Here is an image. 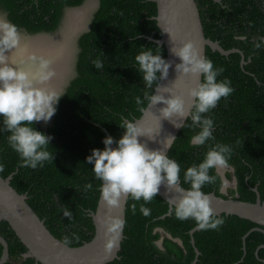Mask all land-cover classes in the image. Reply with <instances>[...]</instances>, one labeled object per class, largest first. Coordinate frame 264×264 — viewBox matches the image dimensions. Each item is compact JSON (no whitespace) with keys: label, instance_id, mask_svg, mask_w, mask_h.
I'll return each instance as SVG.
<instances>
[{"label":"trees","instance_id":"trees-1","mask_svg":"<svg viewBox=\"0 0 264 264\" xmlns=\"http://www.w3.org/2000/svg\"><path fill=\"white\" fill-rule=\"evenodd\" d=\"M84 1L0 0V10L18 29L34 35L57 30L67 8ZM196 1L206 37L219 41L225 49H240L245 63L239 52L224 55L207 47L206 58L214 67L224 69L218 80H230L235 91L207 114L214 121V140L201 147L192 146L190 138L199 129L188 127L189 119L167 155L180 165L183 184L186 169L200 163L210 146L230 145L233 153L228 165L234 168L236 187L228 195L221 192L223 179L213 169L210 175L216 176V182L205 185L202 191L255 202L253 188L257 187L264 200V44L260 49L254 46L264 36V0ZM156 15L153 0H99L89 30L78 38L73 75L63 88L55 115L47 123L33 124L34 130L53 138L49 144L53 161L36 169L20 167V157L8 145L9 134L0 131V165L4 166L0 175L13 174L12 186L28 194L29 204L57 238H71L73 233L79 237L70 246L91 240L95 231L90 213L96 210L101 182L95 179L93 165L87 164L86 158L93 149H104L102 141L108 135L116 140L122 137L121 121L135 120L142 114L135 98L143 99L145 91L151 92L136 70L135 56L148 48L155 54L158 47L166 60L165 45L154 40L162 36ZM97 58L104 62L102 70L92 63ZM89 183L92 188L86 189ZM141 204L143 200L128 198L119 257L107 264H264V232L252 230L259 225L249 219L216 215L225 221L223 226L195 231L194 246L190 234L196 226L194 221L181 222L167 214L169 203L159 194L144 204L151 210L147 217L139 210ZM63 208L72 212L70 220L63 216ZM157 228L181 239L183 245L165 236L160 247L157 241L162 235ZM0 235L9 251L3 264H42L26 256L27 247L6 220L0 222ZM194 247L200 251L197 259ZM2 252L0 243V258Z\"/></svg>","mask_w":264,"mask_h":264},{"label":"clouds","instance_id":"clouds-1","mask_svg":"<svg viewBox=\"0 0 264 264\" xmlns=\"http://www.w3.org/2000/svg\"><path fill=\"white\" fill-rule=\"evenodd\" d=\"M262 44L264 36L259 37L254 46L260 49ZM19 48L18 27L6 17L0 16V131L9 134L8 145L20 157L19 166L36 169L55 158L49 151L53 138L34 130L33 124L49 122L64 95L51 86L57 76L54 64L61 53L37 54L25 49V58L17 63L13 55ZM157 49L159 51L155 54L152 48H148L135 56V64L138 66L136 70L145 88L151 90L143 93V99L137 96L135 103L141 113L158 104L165 105L159 109L160 116L170 122L174 116L182 121L190 119L188 127L199 129L191 136L190 144L194 147L204 146L214 140V121L207 114L217 107L222 98L226 100L232 95L235 89L231 87L230 80H218L224 72L223 67H214L210 59L199 54L191 41L183 42L179 48L174 46L170 49L171 54L181 61L175 64L178 78L172 87L161 88L160 81L168 77L173 62L163 59L160 49ZM92 63L96 69L102 70L104 67V62L99 58ZM185 77H191L194 84L187 89V104L184 97L173 90L176 83ZM165 93H168L167 98ZM174 125L179 128L182 124ZM119 127L124 130L120 139L106 137L102 141L104 149H93L86 158V163L93 165L95 179L101 182L98 190L106 206L118 207L121 200L128 198L133 201L143 200L144 204L150 203L163 185L168 193H174L171 199L175 206L169 207L168 211L177 220H192L200 230H219L223 226L225 221L216 216L209 196L202 189L216 182L217 178L210 175V170L228 167L233 153L230 145L216 143L210 146L200 163L188 167L183 175V184L188 185L186 188L181 183V167L178 162L169 158L163 150L149 149L138 139L146 136L155 140L160 127L156 131L144 129L138 121L131 119L122 120ZM174 141L175 137L168 136L164 148L169 149ZM3 167L0 165V171H3ZM85 187L91 189L92 184ZM144 204L140 205L139 210L147 217L151 210ZM131 209L135 214V203ZM61 211L64 217L69 220L72 218V212L67 208ZM124 225V220L114 217H108L102 222L106 251L114 247L116 236ZM73 240H79L75 233L71 238L65 236L62 244L67 247Z\"/></svg>","mask_w":264,"mask_h":264},{"label":"water","instance_id":"water-1","mask_svg":"<svg viewBox=\"0 0 264 264\" xmlns=\"http://www.w3.org/2000/svg\"><path fill=\"white\" fill-rule=\"evenodd\" d=\"M153 1L157 4V15L155 19L162 32L161 38L154 40L160 45H165L167 50L166 61L173 62L172 67L169 69L168 77L160 81L161 88L172 87L178 78V74L175 72V64L181 61L171 54L170 49L174 46L179 48L183 42L191 41L199 54L203 57H206V49L208 46L212 50H217L224 55H228L232 52H239L243 57L242 63H245L244 54L240 49H225L219 41L206 37L196 0ZM98 5L99 0H85L79 6L68 8L62 23L54 32H43L33 35L24 31H19L20 41L22 43L27 41L26 43L31 46L37 43L36 41H39L40 43L46 44V46L48 45L47 49L52 50L50 52L61 51L57 60L61 61L63 64H61L60 73L58 72L57 76L53 79V82L55 81L56 84H51V86L59 92L63 91L64 85L68 83L73 75L74 64L73 66L70 65L72 54L71 43L73 40L77 41L83 32L89 30L90 20ZM75 20L85 22V26H82L81 29L79 28V31H73ZM57 60L54 67L57 65ZM193 86L192 78L185 77L183 80L176 83L173 90L177 95H182L187 104L189 102L187 89ZM164 95L165 98L168 97V93ZM162 107H165V105L158 104L143 112L141 116L134 121H138L140 126L144 129L156 131L160 127L159 135H156L155 140H150L146 136L139 137L138 139L141 143L146 144L149 149L163 150L167 155L171 147L165 149L164 141L168 136H173L176 139L187 119L182 121L178 116H174L172 122L163 119L159 112V109ZM174 124L182 125L178 128ZM113 147H115V145H113ZM226 170L233 172L234 168L228 165L226 168L217 169V172L223 179L221 192H223V188H226L229 184L225 175ZM12 177L13 174H9L7 177H2L0 175V222L6 220L9 223L18 238L27 247L28 253L26 256L34 257L36 262L42 264H107L119 257V251L121 250V244L125 236V225L122 231L116 236L114 247L110 251H106L104 247L106 241L105 229L102 226V222L108 217L120 218L126 222V206L128 199L121 200L118 207L109 208L99 198L96 210L90 213L95 227L92 239L85 241L79 246L69 245L65 247L62 244V240L57 238L48 229L45 220L41 219L29 204L28 194L19 193L12 186ZM233 181L236 187L237 180L234 174ZM253 190L257 193L255 202L239 199L238 196L224 197L217 195L214 191L206 194L210 198L211 207L216 215H238L259 225L252 230H261L264 232V200L261 199L257 187H254ZM158 194L169 203V207L175 206V202L171 199L174 193H168L163 185ZM167 214H170L169 211ZM167 214L163 215L162 218ZM197 230L199 229L196 226L190 230L191 242L194 246L195 240L193 233ZM156 231L160 232L162 235L157 243L160 247H163V238L165 236L172 238V236L163 228H157ZM247 235L248 234H246V236ZM172 239L180 245H183L181 239ZM0 243L3 245L0 264H3L9 257V251L8 243L1 235ZM261 247H264V244L261 245ZM194 248L197 259L200 251L197 247Z\"/></svg>","mask_w":264,"mask_h":264},{"label":"rangeland","instance_id":"rangeland-1","mask_svg":"<svg viewBox=\"0 0 264 264\" xmlns=\"http://www.w3.org/2000/svg\"><path fill=\"white\" fill-rule=\"evenodd\" d=\"M79 22V23H78ZM76 21V24H78V25H74L73 26V28H75V29H73V31H75V30H78L79 31V28L80 27H82V26H85V22L83 21ZM77 26V27H76ZM77 28V29H76ZM81 29V28H80ZM77 41H78V39H77ZM77 41H75V40H73V42L71 43V50H72V54H71V66H73V64H74V61H75V55H76V52H77ZM27 41H25L23 44H25V45H27V46H29V44L28 43H26ZM36 42H38V43H35L36 45H34V46H37V45H42L43 46V43H40L39 41H36ZM30 47V46H29ZM31 48V47H30ZM9 54H11V53H7V55H9ZM58 61V60H57ZM61 61H58L57 62V66L55 67V69H56V72L58 73H60V70H61ZM54 83V84H53ZM51 84L52 85H55L56 84V82L54 81L53 82V80H52V82H51ZM226 174V179L228 180V182H229V184H228V186L226 187V188H223V193H225V194H229V192H230V190L231 189H234L235 188V184H234V181H233V172L232 171H230V170H226V172H225Z\"/></svg>","mask_w":264,"mask_h":264},{"label":"bare ground","instance_id":"bare-ground-1","mask_svg":"<svg viewBox=\"0 0 264 264\" xmlns=\"http://www.w3.org/2000/svg\"><path fill=\"white\" fill-rule=\"evenodd\" d=\"M78 22V21H77ZM79 23V22H78ZM75 24H76V20H75ZM74 24V25H75ZM76 25H78V24H76ZM77 27V26H76ZM84 27V26H83ZM81 28V27H80ZM73 29H75V28H73ZM77 29V28H76ZM75 31H77V30H75ZM25 42V41H24ZM38 43V42H37ZM20 48L14 53V55H13V59L14 60H16V62L17 63H20L24 58H25V52H24V50L25 49H27V50H29V51H35L37 54H42V53H46V52H50V51H52V50H48L47 49V47H48V45L46 46V44H43V46L42 45H37V46H34V45H36V44H33V45H31L30 47L29 46H27V45H25V44H23L21 41H20ZM45 45V46H44ZM55 52H57V51H54V52H50V53H55ZM60 53H61V51H59ZM9 55H11V54H9ZM57 60V59H56ZM63 64V63H62ZM57 66V65H56ZM228 171V170H227ZM226 174V173H225Z\"/></svg>","mask_w":264,"mask_h":264},{"label":"flooded vegetation","instance_id":"flooded-vegetation-1","mask_svg":"<svg viewBox=\"0 0 264 264\" xmlns=\"http://www.w3.org/2000/svg\"><path fill=\"white\" fill-rule=\"evenodd\" d=\"M68 8H71V7H68ZM67 8V9H68ZM66 12H67V10H66ZM66 15V14H65ZM0 16H4V17H6L7 19H8V17H7V13L6 12H3L2 10H0ZM9 20V19H8ZM63 21V20H62ZM62 23V22H61ZM19 31H24V30H21V29H18ZM24 32H26V31H24ZM72 77V76H71ZM64 87H65V85H64ZM1 259V258H0Z\"/></svg>","mask_w":264,"mask_h":264}]
</instances>
